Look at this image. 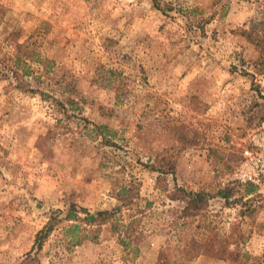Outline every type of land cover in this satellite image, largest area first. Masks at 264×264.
I'll use <instances>...</instances> for the list:
<instances>
[{
    "label": "rangeland",
    "instance_id": "rangeland-1",
    "mask_svg": "<svg viewBox=\"0 0 264 264\" xmlns=\"http://www.w3.org/2000/svg\"><path fill=\"white\" fill-rule=\"evenodd\" d=\"M161 6L0 0V264H230L200 254L196 243L212 236L236 239L264 264L254 226L264 224V68L242 34L264 9L253 0ZM19 61L31 68L30 91L13 78ZM112 71L120 104L105 86ZM164 157L172 172L152 170ZM127 181L139 185L135 253L109 224H81L76 243L60 226L26 260L51 215L113 209ZM245 182L256 192L244 195ZM177 189L207 195L200 215L183 218Z\"/></svg>",
    "mask_w": 264,
    "mask_h": 264
},
{
    "label": "trees",
    "instance_id": "trees-1",
    "mask_svg": "<svg viewBox=\"0 0 264 264\" xmlns=\"http://www.w3.org/2000/svg\"><path fill=\"white\" fill-rule=\"evenodd\" d=\"M257 2L262 9H264V0H253ZM153 6L158 10H163L161 6V0H151ZM245 39L249 41L257 51L256 64L261 68H264V14H262L254 28L251 31H243L242 33ZM18 67L21 69L20 75H17ZM264 71V69H260ZM261 71V73H262ZM14 80H16V86L22 90L30 91V83L24 79V76H30L32 74L31 68L24 62H18V65L11 71ZM119 75L115 71L109 72L108 78H106V85L115 92L114 98L116 104L123 102L125 98V92L123 90V82L118 80ZM66 103L73 104L74 102L70 99H66ZM101 129H106V126H99ZM152 170L160 173L172 172L173 161L170 158H157V160L151 164ZM243 194L251 195L258 189V185L252 182H245L243 185ZM138 183L134 181H127L122 183L115 192V198L118 201V205L110 210H103L98 212H90L86 208L77 209L76 206L72 205L69 211L66 213L64 219L59 218L58 214L51 215L48 221L45 223L43 228L39 230L35 235L34 247L35 251L33 255L27 254L26 260L33 262L35 260L36 253L39 252L50 234L61 226V230L67 237L69 242L76 243L82 235L80 232L84 231L85 228L81 224H85L89 228H99L103 224H109L111 231L117 234L119 244L123 247L124 251L136 252L137 243L141 240L140 232L138 230V224L140 221L141 210L135 209L137 201L140 199L138 192ZM177 194L172 198L178 199L184 202V208L182 209L183 218H189L191 216L200 215L206 208L208 198L204 192H186L183 189H177ZM181 192V195L178 194ZM218 194L228 200L231 191L227 188H223ZM150 205L146 202L144 208ZM81 211L84 216L79 215ZM74 220L79 223H70L64 225V221ZM255 230L258 234L264 235V224L255 223ZM207 242L202 243L197 241L196 246L198 248H205L200 251V254L207 255L218 259H223L230 262V264H260V259L253 256L247 251H240L236 247V239L232 242H227L225 239H216L214 236L207 238ZM235 246L230 249V246Z\"/></svg>",
    "mask_w": 264,
    "mask_h": 264
}]
</instances>
